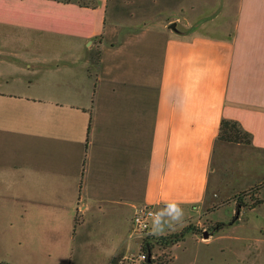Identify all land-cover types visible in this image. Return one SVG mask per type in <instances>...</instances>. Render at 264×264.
Here are the masks:
<instances>
[{
    "label": "crops",
    "instance_id": "1",
    "mask_svg": "<svg viewBox=\"0 0 264 264\" xmlns=\"http://www.w3.org/2000/svg\"><path fill=\"white\" fill-rule=\"evenodd\" d=\"M107 13L108 0H0V223L9 239L121 206L133 215L175 201L189 217L206 201L222 118L264 153V0H237L227 36L175 26L160 46L153 28L115 46ZM130 237L89 245L108 264Z\"/></svg>",
    "mask_w": 264,
    "mask_h": 264
},
{
    "label": "rangeland",
    "instance_id": "2",
    "mask_svg": "<svg viewBox=\"0 0 264 264\" xmlns=\"http://www.w3.org/2000/svg\"><path fill=\"white\" fill-rule=\"evenodd\" d=\"M236 6L237 0H108L106 34L111 32L117 46L153 28L160 46L172 30L168 25L176 22V30L201 27L206 34L227 36ZM216 145L206 201L189 217L160 232L153 225V234L135 230L131 209L121 206L119 215L97 218L86 212L79 222L65 219L55 232L21 241L7 238L0 223V264H105L89 244L100 246L107 233L132 237L108 264H129L125 257L148 248L150 264H264V153L245 144ZM96 233L105 238L96 239Z\"/></svg>",
    "mask_w": 264,
    "mask_h": 264
},
{
    "label": "trees",
    "instance_id": "3",
    "mask_svg": "<svg viewBox=\"0 0 264 264\" xmlns=\"http://www.w3.org/2000/svg\"><path fill=\"white\" fill-rule=\"evenodd\" d=\"M62 2H75L82 6H94L95 0H58ZM231 142L237 144L252 145L251 135L245 131L242 126L233 119L222 118L219 124L216 143ZM241 206V204H240ZM150 252V249H147Z\"/></svg>",
    "mask_w": 264,
    "mask_h": 264
},
{
    "label": "built area",
    "instance_id": "4",
    "mask_svg": "<svg viewBox=\"0 0 264 264\" xmlns=\"http://www.w3.org/2000/svg\"><path fill=\"white\" fill-rule=\"evenodd\" d=\"M157 212L151 205L143 204L138 206L133 212L131 223L133 228L138 231L148 232L150 230V222L152 221V213ZM151 236V233H150ZM129 264H150V252L140 251L136 255L125 257Z\"/></svg>",
    "mask_w": 264,
    "mask_h": 264
},
{
    "label": "clouds",
    "instance_id": "5",
    "mask_svg": "<svg viewBox=\"0 0 264 264\" xmlns=\"http://www.w3.org/2000/svg\"><path fill=\"white\" fill-rule=\"evenodd\" d=\"M152 222L157 231H162L165 224L177 222L183 216V210L175 201L167 202L163 209L154 212Z\"/></svg>",
    "mask_w": 264,
    "mask_h": 264
},
{
    "label": "water",
    "instance_id": "6",
    "mask_svg": "<svg viewBox=\"0 0 264 264\" xmlns=\"http://www.w3.org/2000/svg\"><path fill=\"white\" fill-rule=\"evenodd\" d=\"M176 26V22H172L171 24L168 25L169 28L174 29Z\"/></svg>",
    "mask_w": 264,
    "mask_h": 264
}]
</instances>
